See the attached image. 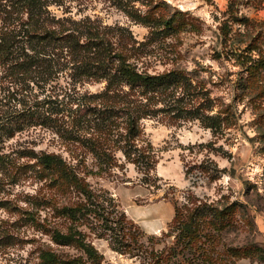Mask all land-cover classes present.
I'll use <instances>...</instances> for the list:
<instances>
[{"label":"rangeland","instance_id":"374dc122","mask_svg":"<svg viewBox=\"0 0 264 264\" xmlns=\"http://www.w3.org/2000/svg\"><path fill=\"white\" fill-rule=\"evenodd\" d=\"M26 3L0 0V29L28 19ZM228 5L41 0L50 28L81 22L138 71L178 82L123 81V99L117 84L108 98L107 77L53 61L44 82L40 67L0 59V264H44L43 251L53 264H264V4ZM163 200L173 216L149 235L128 210Z\"/></svg>","mask_w":264,"mask_h":264},{"label":"trees","instance_id":"16d2710c","mask_svg":"<svg viewBox=\"0 0 264 264\" xmlns=\"http://www.w3.org/2000/svg\"><path fill=\"white\" fill-rule=\"evenodd\" d=\"M24 2L28 3H26L28 5V19L23 22L15 20L10 24H4L3 28L0 29V59L16 58L22 60L20 64L27 70H32L34 66L36 68L40 67L42 77H39L42 81H48V76L52 73L51 68L54 66L53 61H56L59 71L66 68L74 69L76 72L75 77L79 75L83 77L92 75L107 77L110 80L107 91H105L108 98L112 96L110 91L113 85L117 84L115 89L119 91L115 90L113 94L121 96L123 99L124 95L120 94V84L123 81H126L131 89H141L143 91L158 90L159 88L161 90L167 89L172 83L171 79L174 83L178 82V75L175 72L151 75L138 71L135 66L128 62L123 51L113 47L104 38H100L99 32L90 28L82 31L72 27L73 25H80L81 22H76L67 28L65 26L72 22L64 18L59 29L56 27L50 28L45 22L46 19L42 18L47 10L40 6L41 0H24ZM254 2H258L259 6L264 4V0H229V11L235 13L241 3L248 5ZM248 32L247 30L241 35H247ZM82 35H86L87 38L83 40ZM53 43L55 45L48 48V45ZM101 47H103V53H100ZM87 52L90 54H87ZM99 54H104V56L99 57ZM71 64L73 66H70ZM45 74H48V76H45ZM172 74H176L177 77L170 78V81H168L170 84L165 85L167 78L171 77ZM75 93L73 92V95ZM125 102L127 101L125 100ZM126 115L128 121L139 118L132 112L129 104L126 108ZM129 133H132V130ZM135 157L137 161L139 159L146 161L147 159V162L150 163L151 160V154L146 153V150L137 148L135 149ZM55 159L54 155L45 154L40 156L42 164L47 167L51 166ZM56 235L66 243L74 239V233L72 232L67 234L57 232ZM40 258L44 264H53L58 259L52 251H43Z\"/></svg>","mask_w":264,"mask_h":264},{"label":"crops","instance_id":"0c3cea01","mask_svg":"<svg viewBox=\"0 0 264 264\" xmlns=\"http://www.w3.org/2000/svg\"><path fill=\"white\" fill-rule=\"evenodd\" d=\"M163 210H169L170 214L164 213ZM128 212L131 219H133L145 233L149 235H158L171 220L173 216V205L163 200L162 203L156 207L155 211L140 206H134L130 207Z\"/></svg>","mask_w":264,"mask_h":264}]
</instances>
